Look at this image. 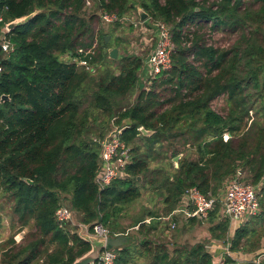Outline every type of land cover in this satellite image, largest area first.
Wrapping results in <instances>:
<instances>
[{"label":"trees","instance_id":"1","mask_svg":"<svg viewBox=\"0 0 264 264\" xmlns=\"http://www.w3.org/2000/svg\"><path fill=\"white\" fill-rule=\"evenodd\" d=\"M96 2L99 10L88 14L85 0H0V27L33 14L8 33L12 52H0V192L8 194L22 225L33 220L36 227L26 244L5 252L2 264H34L41 258L45 264H73L90 251V242L56 221L62 193L70 195L67 205L90 231L100 223L114 235L119 231L117 219L126 205L141 196L142 184L157 190L168 214L187 188L197 186L207 193L238 171L243 181L258 188L261 210L253 217L255 227L249 222L239 228L233 248L255 237L249 250L260 249L264 244V0ZM138 7L150 20L172 27L175 49L171 68L152 78L131 103L125 99L140 81L144 59L134 53L111 59L107 34L100 35L94 23L103 13L138 15ZM208 25L211 31L225 29L239 36L230 47L219 48L208 41ZM94 43L90 63L98 65L96 73L61 59L67 53L77 57L80 47ZM3 94L10 98L1 102ZM221 96L226 98L224 114L213 107ZM100 116L107 120L117 116L119 125L128 126L122 137L128 147L137 139L147 146L145 152L138 147L130 154L125 177L104 188L96 182L100 146L89 137L91 122ZM140 126L154 133L144 136ZM179 138L197 146L200 158L181 159L174 175L150 170L155 146ZM181 152L177 149L174 155ZM155 173L161 184L149 179ZM148 215L159 216L154 211ZM211 215L216 218L217 212ZM166 229L141 223V238L128 233V240L116 247L115 264H131L135 254L145 256V264L211 263L202 243L170 250L163 234ZM227 229L226 221L210 227L215 237ZM157 232L164 241L154 240Z\"/></svg>","mask_w":264,"mask_h":264},{"label":"rangeland","instance_id":"2","mask_svg":"<svg viewBox=\"0 0 264 264\" xmlns=\"http://www.w3.org/2000/svg\"><path fill=\"white\" fill-rule=\"evenodd\" d=\"M85 11L88 14L97 13L99 7L97 5L96 0H92L91 7H84ZM100 13V11L98 12ZM169 25V24H168ZM170 26V25H169ZM142 27H147V29H151L152 31H142ZM155 22L148 18L143 25L135 26L134 24L128 23L126 25H112L106 23L102 18H100L96 23H94L95 30L100 34H107L110 36L108 42H110V48L117 47L119 49V56L125 54H138L141 55L144 59L148 57V55L153 50L154 43L156 41L157 30L155 28ZM171 27V26H170ZM210 25L207 27V37L210 44H214L219 48H228L230 47L238 38V34H233L229 30L225 29H216L214 31L210 30ZM172 28V27H171ZM193 31V30H192ZM143 39V42H140ZM109 48V49H110ZM2 56V55H1ZM117 58V59H118ZM61 59L68 62H77L76 59L69 55H61ZM145 63V62H144ZM79 65V64H78ZM81 67V65H79ZM98 67V65H97ZM92 73H96L98 68ZM98 74V73H97ZM140 81L136 86L135 91L128 96L125 100L127 102L133 103L136 100L139 92L143 87H149L151 85V81L153 79H148L146 73L144 74L141 70L139 73ZM254 92V89H250L249 91ZM257 106L258 103H257ZM213 107L220 111L221 113H225L227 110L226 106V98L225 96H221L213 102ZM101 115V111H97ZM253 114V113H252ZM105 117V116H104ZM100 116L98 121L92 123V133L89 134V137L97 141L98 143L100 140L104 138L108 132L112 129V118L107 120ZM185 139H176L168 141H162L155 146V153L150 158L149 169L150 170H165L168 174L174 175L177 173V170L180 166V160L184 158H191V159H198L200 158V151L198 150L197 146H192L190 144H184ZM173 143V144H170ZM197 145V144H195ZM141 147V151L145 152L147 146L143 141L137 139L136 141L129 144L130 154L131 156L134 154L136 148ZM181 150L182 152L180 155L179 161H174V158L178 155H174L175 150ZM151 174V173H149ZM149 179H153L157 184H161V176L157 175L156 173L154 176L149 175ZM143 178L139 181H142ZM148 180V179H147ZM250 181V179L248 178ZM224 185L223 184L216 188H211L208 192H212L213 194L221 195L224 192ZM142 194L141 196L135 200L133 203L126 205L124 211L122 212L120 218L117 219V224L119 225L118 230H125L126 232L130 233V235L134 238H141L138 232V227H131L134 222L139 219L143 218L147 215L150 211H154L160 215H164L166 212L165 204L163 202V197L157 193V190L150 184H142L141 187ZM62 204H68L70 201V195L66 193H62ZM222 216V215H221ZM221 219V220H219ZM216 220L217 223L223 222L224 218L219 217ZM254 219L250 220V223L255 227L256 224L253 223ZM80 223V215L75 211L73 215V221L69 223L67 229L71 230L72 232H76L81 236L89 235L94 236L93 233L88 232V226L81 225ZM213 222L210 220L205 222H194V223H183L180 222L175 230L166 229L165 232V240L169 242L170 250H173L176 246H187V245H195L197 243H202L204 245H209L213 241H217L220 245H225L230 238L233 236L231 235L230 231H226V233L222 234L221 237H215L210 232V227ZM108 228V227H107ZM118 228V226L116 227ZM161 230V229H160ZM159 230V231H160ZM169 230V231H168ZM36 231V227L34 226V221L31 220L28 225H22L21 221L19 220L18 216L15 215L13 212V202L8 197V194L1 191L0 192V264H2V260L4 258L5 252H7L12 246L26 244L27 240H30L33 233ZM218 234V233H217ZM159 235L158 238H154L155 241L161 238L164 241V238L161 236L160 232H157ZM31 237V238H29ZM236 234H234L235 239ZM153 239V236L151 237ZM137 239H134L137 241ZM14 240V242H12ZM255 237H252L249 241H244V252H246L249 248L252 247V243H254ZM52 246L48 247L50 251ZM260 253H264V245L260 247ZM238 251V250H237ZM242 251V250H241ZM240 255H238L239 257ZM147 258L145 256L139 257H132L131 264H145ZM250 261L246 262L249 264ZM34 264H45L44 259L41 258L36 261Z\"/></svg>","mask_w":264,"mask_h":264},{"label":"built area","instance_id":"3","mask_svg":"<svg viewBox=\"0 0 264 264\" xmlns=\"http://www.w3.org/2000/svg\"><path fill=\"white\" fill-rule=\"evenodd\" d=\"M91 6L92 0H85V7ZM102 19L106 23L121 22L124 24L128 22L135 26L143 25L146 22L141 21L140 17H137L136 19L128 18L126 16L120 17L115 13H103ZM0 22H3L2 17H0ZM153 22H155V28L157 30L156 41L153 50L144 61L145 63L143 66L148 79L155 78L163 71L171 68L172 55L175 49L171 27L164 21ZM7 24L8 22H5L3 26L0 27V45L4 54H9L13 50V45L8 38V33L10 31ZM142 31L148 32L152 30L147 29V27H142ZM96 45L97 43H94L92 47L87 49L80 47L77 51L79 55L77 57H73L70 53L65 55H69L76 59L77 63L86 70L94 71L97 65H92L90 59L95 54ZM117 120V116L112 117V129L99 142L100 154L96 182L100 188L106 187L115 179L126 176L125 167L130 159V149L122 137L128 126L124 124L119 125ZM141 127L142 126L138 128L139 131ZM225 138L228 139L229 135L225 134ZM241 177L242 171H238L233 177L226 180L224 185V195L222 198L213 195L211 192L205 193L197 186L187 188L184 191L181 205L175 208L170 214L164 215L162 218L169 222V229L174 230L177 227V222L173 216L176 214H182L186 219L197 218L204 220L218 206L220 215L228 218L232 224L239 223L247 217L258 215L261 210L259 190L255 185L243 181ZM74 212L75 211L66 204H61L57 208L55 218L60 228L66 229L67 226H69V223L73 221ZM80 224L85 227L88 226L83 223ZM88 232L93 233L95 237L104 241L111 236L116 237L121 234L128 235V232L115 233L112 235L111 230L100 223L94 225L93 231H90L88 226ZM117 258L118 252L116 248H104L101 252L98 263L115 264ZM263 260L264 253L261 252L256 258V263L263 264ZM209 264L215 263L211 262Z\"/></svg>","mask_w":264,"mask_h":264},{"label":"crops","instance_id":"4","mask_svg":"<svg viewBox=\"0 0 264 264\" xmlns=\"http://www.w3.org/2000/svg\"><path fill=\"white\" fill-rule=\"evenodd\" d=\"M126 17H128V18H137V17H139V14L138 15H136V14H131V15H127ZM117 23V22H116ZM118 23H120V24H122V25H126V24H128V22L127 23H121V22H118ZM108 24H115V23H108ZM108 42V41H107ZM140 42H143V39L140 41ZM142 72L145 74V71H144V69L142 70ZM142 134V133H141ZM225 134H228L229 135V133H225ZM225 134H224V139H226L225 138ZM143 135V134H142ZM230 136V135H229ZM229 179V178H228ZM227 180V179H226ZM225 180V181H226ZM212 193V192H211ZM184 194V193H183ZM213 194V193H212ZM213 195H217V194H213ZM223 195H224V192H223V194H221V195H217L219 198H222L223 197ZM182 198H183V195L180 197V199H179V202H178V204L176 205V207L175 208H177L179 205H181V203H182ZM67 205V204H66ZM174 208V209H175ZM173 209V210H174ZM172 210V211H173ZM218 210V211H217ZM213 212H217V216H216V218L214 217H212V213ZM213 212H211L210 213V215L206 218V219H204V220H200V219H197V218H193V219H186L182 214H176L175 216H173V218H175V221L177 222V226H178V224L180 223V222H183V223H194V222H205V221H208V220H210L211 222H213L212 223V225H211V227L213 226V225H215V224H217V222H216V220H218L219 219V217H222L221 215H220V213H219V206L213 211ZM171 213V212H170ZM170 213H168V214H170ZM168 214H164V215H168ZM164 215H160L159 214V216L158 217H153V216H150V215H145L143 218H139V219H137L136 221H139L140 220V222H139V224H137V225H135V227H139V225L141 224V223H146V224H151V223H155L156 225H158V227H159V230L160 229H162V228H167V229H169V222L167 221V220H164L162 217L164 216ZM253 217H255V216H251V217H247V218H245L244 220H242V221H240L239 223H235V224H232L230 221H229V219L228 218H225V217H223L224 219V221H226L227 223H228V231H230V233H231V235L233 236L232 238H230L229 240H228V242L225 244V245H220L217 241H213L212 243H210L209 245H205V248H206V250L208 251V253L212 256V261L211 262H214L215 264H246V262H248V261H250V263L249 264H257L256 263V258H257V256L260 254V249H258V250H256V251H250L249 249L246 251V252H244V244H245V242H243L239 247H235V248H233V246H235L234 244H233V241H234V234H236L237 233V231L239 230V228L241 227V226H244V225H247L249 222H250V220L253 218ZM213 218V219H212ZM254 219V218H253ZM219 220H221V219H219ZM135 221V222H136ZM135 222H134V224H135ZM133 224V225H134ZM133 225H131V227L133 228L134 226ZM177 228V227H176ZM171 230V229H170ZM175 230V229H174ZM166 232H167V230H165ZM169 231V230H168ZM211 232V231H210ZM118 233H126V231L125 230H119L118 231ZM163 234H165V233H163ZM212 234V233H211ZM128 240V239H127ZM126 240V241H127ZM262 245H264V244H262ZM238 250V251H237ZM242 250V251H241ZM238 255H240L239 257H238ZM135 257H139L137 254H135L134 255ZM131 259H132V257H131ZM263 264H264V260H263Z\"/></svg>","mask_w":264,"mask_h":264},{"label":"water","instance_id":"5","mask_svg":"<svg viewBox=\"0 0 264 264\" xmlns=\"http://www.w3.org/2000/svg\"><path fill=\"white\" fill-rule=\"evenodd\" d=\"M138 14H139L140 20L143 22L149 18V14L143 8L138 7ZM32 16L33 14L9 21L7 24L9 31H12L16 29L18 26L25 24L30 18H32ZM105 39L106 41H109L110 36L107 35ZM0 52H1V45H0ZM118 56H119V49L117 47L109 49V57L111 59H117ZM9 98H10L9 95L3 94L1 97V102H4ZM140 132L144 136H151L154 133L153 130H148L144 126L140 128ZM179 159H180V155L176 156L174 158V161H179ZM138 179L140 180L141 177L139 176ZM25 180L28 183H32V180L30 179H25ZM81 237L87 240L88 242H90L91 249L85 255L78 258L73 264H95L97 261H99L101 252L104 248L112 249V248L122 246L127 240V235H124V234L118 235L116 237L111 236L106 241L99 239L97 237L89 236V235H85Z\"/></svg>","mask_w":264,"mask_h":264}]
</instances>
